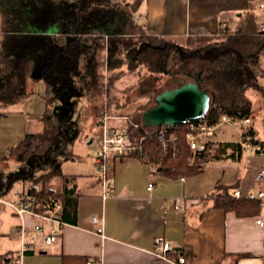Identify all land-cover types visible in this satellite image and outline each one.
I'll list each match as a JSON object with an SVG mask.
<instances>
[{
	"label": "trees",
	"instance_id": "1",
	"mask_svg": "<svg viewBox=\"0 0 264 264\" xmlns=\"http://www.w3.org/2000/svg\"><path fill=\"white\" fill-rule=\"evenodd\" d=\"M142 1L28 0V11L33 14L23 6V16L28 15L26 20L21 16L23 20L16 21L14 16L6 23L0 44V114L11 105L25 102L35 92L38 79L46 82L47 107L39 116L41 130L27 133L14 148L12 155L19 163L18 168L0 172L1 196L10 193L16 182L41 183L43 191L39 198L44 208L53 209L60 203L62 220L76 221L80 196L77 184L73 183L76 176L62 170L63 161L74 156L67 150L71 116L61 115L54 108V100L70 101L75 107L70 100L75 94L86 93L90 100L100 99L105 96L106 87H114L126 65L130 70L144 66L153 75L197 81L212 95L211 108L205 116L210 123L225 115L252 118L254 105L247 90L264 93L260 81L264 75V34L260 27L221 31L214 36L154 35L147 32L145 22L137 16ZM12 5L15 8L16 4ZM37 13L40 32L35 29ZM54 24L60 35L44 32ZM100 50H106L105 66L113 72L107 82L98 69ZM146 80L141 83V93L150 99L138 105L127 127L147 154L136 155L158 169L181 176L198 173L211 161L223 157L235 160L242 155L241 143L237 141L209 143L205 149L193 150L186 139L187 122L145 126L143 113L158 93L156 82ZM109 110L112 115L121 114ZM163 131L166 133L162 136ZM242 138L264 148V140L257 136L254 125L248 126ZM56 181L63 185L58 187ZM216 200L238 215L261 209V199L256 197L225 193ZM14 259V255L2 254L0 264H14ZM80 259L65 258V264ZM87 261L84 258L85 264Z\"/></svg>",
	"mask_w": 264,
	"mask_h": 264
},
{
	"label": "crops",
	"instance_id": "2",
	"mask_svg": "<svg viewBox=\"0 0 264 264\" xmlns=\"http://www.w3.org/2000/svg\"><path fill=\"white\" fill-rule=\"evenodd\" d=\"M27 3L28 0H0V44L9 19L16 16V21L26 20L28 15L24 17L22 9L30 13ZM12 4H16L15 8ZM37 16L35 29L40 32V15ZM137 16L150 34L185 38L260 27L264 8L259 0H143ZM44 32L60 35L55 24ZM260 81L264 86V75ZM247 95L253 101L254 114L241 124V139H223L217 134L218 143L240 142L243 132L254 125L256 111L264 114L263 91L248 89ZM76 97L72 95L70 100ZM25 103L11 105L0 114V172L18 168L12 155L14 148L27 133L39 131L29 130V119L39 123L42 114L27 111ZM114 123L116 127H128ZM95 129L98 137L103 127ZM93 137L88 143L95 142ZM10 158L16 160L17 167L12 168ZM112 163L107 179L95 173H65L76 176L73 183L79 188L76 221L65 222L51 244L37 239L32 248L24 251L20 262L14 259V264H65L69 257L81 258L71 264H85L84 258L87 264H176V253L172 252L168 259L154 252L159 236L187 253L193 264H264V226L257 222L259 218L264 220V197L257 196L264 190V177L257 178L264 169L263 153L242 149V155L235 160L223 157L206 163L198 173L182 176L158 169L138 155L114 157ZM19 183L20 188L13 194L0 195V255L15 258H19L23 245L19 227L24 218L15 214L6 200L16 199V194L30 185L27 180ZM55 183L63 185L61 181ZM236 191L241 196L255 194L261 199L260 211L238 215L217 204L218 196L235 195ZM94 216L98 222L93 221ZM25 221L33 225L35 218L27 214ZM98 227L103 228L102 232Z\"/></svg>",
	"mask_w": 264,
	"mask_h": 264
},
{
	"label": "rangeland",
	"instance_id": "3",
	"mask_svg": "<svg viewBox=\"0 0 264 264\" xmlns=\"http://www.w3.org/2000/svg\"><path fill=\"white\" fill-rule=\"evenodd\" d=\"M100 66L98 69L104 75L105 82L112 76L110 70H107L104 62L107 52L100 50ZM147 78L146 81L155 83L157 88L156 92L168 87H174L181 83L182 77H171L168 75L151 74L144 66L138 67L137 69L130 70L126 65L119 78L116 80L113 88H105V96L97 98L96 100H90L88 95L85 93L83 96L77 95L74 99L76 110L72 113V110L62 104L58 99L54 100V108L62 115L69 114L71 116L70 123L68 125V131L71 139L68 141L67 150H71L74 153L73 158L63 161L62 170L64 173H95L100 174L98 166L95 163V158L98 151L97 144L88 143L89 137L96 135V127H100L104 120L107 124L113 126L114 122H120L121 126H128L130 118L136 114V109L140 103L146 102L150 99L143 96L141 93V83L143 79ZM157 78V80H155ZM80 86V83H77ZM35 92L28 97L25 103L27 111L34 114H43L46 111V85L44 79H38L35 85ZM149 93V92H148ZM150 95V94H149ZM251 95V93L249 94ZM74 97V96H73ZM152 98V97H151ZM154 101L150 103L152 105ZM110 107H109V106ZM75 108V107H73ZM109 109L120 112L119 115H112ZM110 114V115H109ZM39 118V117H38ZM33 119V120H32ZM7 121H9L7 119ZM256 130L258 131L259 137H264V114L263 112H257L252 119ZM8 124V123H7ZM16 123H13L15 126ZM241 123H222L217 129L219 138L228 140H239L241 139ZM116 127V126H113ZM42 123L35 121L31 117L29 119V130L36 131L41 130ZM126 128V127H125ZM11 163L14 164L12 168L17 167L16 160L10 158ZM11 167V166H10ZM21 183L16 182L14 187L11 189L13 194L19 189ZM19 194V193H18ZM16 194V198L18 196ZM29 234L34 232L31 225H27ZM36 238L40 241L42 235Z\"/></svg>",
	"mask_w": 264,
	"mask_h": 264
},
{
	"label": "built area",
	"instance_id": "4",
	"mask_svg": "<svg viewBox=\"0 0 264 264\" xmlns=\"http://www.w3.org/2000/svg\"><path fill=\"white\" fill-rule=\"evenodd\" d=\"M261 8H264V0H259ZM139 17H142L139 15ZM260 29L264 34V23L260 25ZM236 123L239 122L243 124L244 119L238 118L232 115L223 116L218 122L210 123L206 117H201L198 119H193L187 121L189 130L186 133V139L193 150L205 149L209 143H218L216 138L217 129L222 123ZM102 133L98 137H93V141L96 142L98 146V151L96 155V162L99 172L102 173L104 179H107L108 173L113 169L112 158L114 157H124L130 155L139 154L141 156H146L143 148L139 143L132 138L133 135L126 128L113 127L107 124L104 120L102 123ZM166 133L163 131L162 136ZM143 138V137H142ZM241 147L243 151L246 152H261L264 154V148L261 144H253L247 140H241ZM264 177V169L257 173V178L261 179ZM184 179V177H182ZM110 183L107 182V187ZM149 189L152 188V184L149 185ZM43 191V185L41 183L32 182L29 187L18 194L17 198L14 200H9L6 202L9 204L13 212L24 218L20 223L19 232L22 240V248L19 258H15V262H20L21 256L24 251L32 248L36 242V238L40 233L42 239L45 243L51 244L54 242L59 234L60 227L65 224V221L61 218V204L57 203L55 208L45 209V204L40 202L39 194ZM237 197L241 194L239 191L235 192ZM251 197H255V194H250ZM259 197H264V190L258 193ZM3 200V199H2ZM31 215L35 218L32 225L34 232L29 234L27 232L28 227L25 221V215ZM94 222H98L97 217H93ZM258 224L264 226V220L257 219ZM46 223L49 226L46 227ZM54 224L59 225L55 227ZM103 228L98 227V231L102 232ZM154 252L164 258H171V253L174 252L177 255L176 264H193L189 259V256L184 251L179 248H174L172 243L162 236L156 238ZM88 264H94V262H89Z\"/></svg>",
	"mask_w": 264,
	"mask_h": 264
},
{
	"label": "water",
	"instance_id": "5",
	"mask_svg": "<svg viewBox=\"0 0 264 264\" xmlns=\"http://www.w3.org/2000/svg\"><path fill=\"white\" fill-rule=\"evenodd\" d=\"M61 102L74 112L70 101ZM211 103V93L202 89L197 81L181 79L180 84L164 88L155 95L154 103L144 111L142 121L148 127L185 123L205 117Z\"/></svg>",
	"mask_w": 264,
	"mask_h": 264
}]
</instances>
